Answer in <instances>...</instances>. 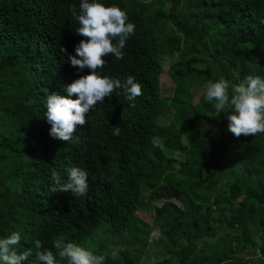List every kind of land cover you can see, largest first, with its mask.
I'll list each match as a JSON object with an SVG mask.
<instances>
[{"label":"trees","instance_id":"obj_1","mask_svg":"<svg viewBox=\"0 0 264 264\" xmlns=\"http://www.w3.org/2000/svg\"><path fill=\"white\" fill-rule=\"evenodd\" d=\"M101 2L126 9L136 28L124 58L107 56L98 71L134 76L143 94L128 101L117 90L66 142L50 134L46 102L52 92L68 95L67 86L91 71L68 62L85 39L70 12L81 0H0V238L21 233L18 250H33L23 264H37L36 240L52 248L61 236L107 255L105 264H149L151 233L167 253L164 264H264V133L235 137L231 110L218 116L212 104L193 103L192 92L221 78L264 77V0ZM176 39L166 96L160 55ZM166 143L186 160L194 154L196 172L173 168L177 156ZM71 167L88 172L87 195L51 191L52 170L66 182ZM144 204L151 222L137 214ZM200 222L207 227L197 234L191 227ZM116 246L126 251L112 259Z\"/></svg>","mask_w":264,"mask_h":264},{"label":"clouds","instance_id":"obj_2","mask_svg":"<svg viewBox=\"0 0 264 264\" xmlns=\"http://www.w3.org/2000/svg\"><path fill=\"white\" fill-rule=\"evenodd\" d=\"M72 16L78 21L77 33L85 39L75 48V55L68 56V62L80 70L91 71L80 76L67 86L68 95L52 92L47 96L46 117L52 125L50 134L54 138L69 142L73 140L78 126L86 124L90 110L110 98L117 90H122L128 101H134L143 94L142 84L134 76L126 79L113 78L101 74L109 55L116 60L124 58L126 41L135 35V24L129 21L126 9L117 5H106L101 0H81L79 9L73 4ZM61 53H67L62 46ZM76 97L75 99L73 97ZM206 100L213 102L217 115L221 112L228 115V131L235 137L255 136L264 133V77L255 74L247 75L238 84L221 78L207 84ZM130 106L134 107V103ZM120 128L113 130L120 135ZM54 184L52 192L62 191L75 196H85L89 191L88 172L80 167L68 169V179L62 182L61 175L52 170ZM22 236L18 231L0 238V262L2 264H23L33 254V250H18ZM54 248L56 251L52 250ZM52 248H45L40 240L35 241V258L37 264H105L107 255H98L92 247L85 248L75 243H65L64 238H54ZM126 248L113 247L112 259H118ZM59 259H58V258Z\"/></svg>","mask_w":264,"mask_h":264},{"label":"rangeland","instance_id":"obj_3","mask_svg":"<svg viewBox=\"0 0 264 264\" xmlns=\"http://www.w3.org/2000/svg\"><path fill=\"white\" fill-rule=\"evenodd\" d=\"M177 39L176 40H167L164 42L163 49L164 51L160 55V64H161V74H160V83L161 87L163 88V94L164 95H170L172 88H173V81L171 80L170 76L168 75V68L170 65L173 63L177 62L179 59V50L177 49ZM206 88H198V87H193L192 92H193V103L197 100L200 99L206 103L214 104L215 101L213 102H208L206 100ZM161 122L167 123L168 122V117L161 119ZM184 138L186 139L187 142H193L195 145H198V141L196 140L195 136L190 135L189 133H184ZM170 148H174V150L177 148L176 144L173 143H166ZM175 155L177 156V160L172 163L173 168L179 171H186L189 173L196 172L195 170V159H194V154L190 155V157L186 158L182 157V153L179 150H175ZM171 174H167L166 180L170 179ZM142 192L147 193L148 192V187L145 185H142ZM151 202L152 205H158L162 201L161 200H154L152 198ZM145 209H141L140 211H137V214L141 216L142 219L145 221L151 222L152 221V209L148 208L146 204L143 205ZM207 224L204 222H200L199 224L195 225L194 227L192 226L191 229L198 233H203V231L206 229ZM149 242L148 246L145 249V255L143 258L144 263H149V264H157L161 262V264H164V259L167 257V253H165L163 250H160L156 243V237L155 235L150 234L149 237ZM255 264H257V260L254 259Z\"/></svg>","mask_w":264,"mask_h":264}]
</instances>
